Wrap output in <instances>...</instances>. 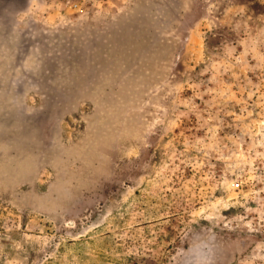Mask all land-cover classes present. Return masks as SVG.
Masks as SVG:
<instances>
[{
  "label": "rangeland",
  "instance_id": "rangeland-1",
  "mask_svg": "<svg viewBox=\"0 0 264 264\" xmlns=\"http://www.w3.org/2000/svg\"><path fill=\"white\" fill-rule=\"evenodd\" d=\"M0 264H264V0H0Z\"/></svg>",
  "mask_w": 264,
  "mask_h": 264
}]
</instances>
